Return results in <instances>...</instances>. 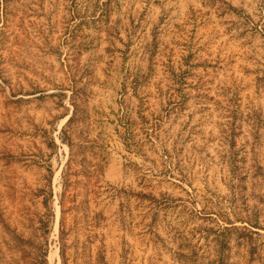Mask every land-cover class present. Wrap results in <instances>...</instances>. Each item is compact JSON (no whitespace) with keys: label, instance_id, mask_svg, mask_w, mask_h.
<instances>
[{"label":"rangeland","instance_id":"1","mask_svg":"<svg viewBox=\"0 0 264 264\" xmlns=\"http://www.w3.org/2000/svg\"><path fill=\"white\" fill-rule=\"evenodd\" d=\"M0 264H264V0H0Z\"/></svg>","mask_w":264,"mask_h":264}]
</instances>
